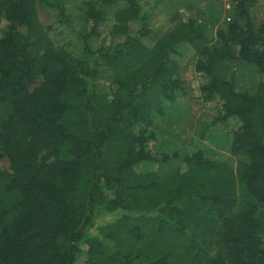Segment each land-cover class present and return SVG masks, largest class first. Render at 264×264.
Returning <instances> with one entry per match:
<instances>
[{
  "label": "trees",
  "instance_id": "16d2710c",
  "mask_svg": "<svg viewBox=\"0 0 264 264\" xmlns=\"http://www.w3.org/2000/svg\"><path fill=\"white\" fill-rule=\"evenodd\" d=\"M69 1L0 0V264H264L260 0Z\"/></svg>",
  "mask_w": 264,
  "mask_h": 264
},
{
  "label": "rangeland",
  "instance_id": "374dc122",
  "mask_svg": "<svg viewBox=\"0 0 264 264\" xmlns=\"http://www.w3.org/2000/svg\"><path fill=\"white\" fill-rule=\"evenodd\" d=\"M161 1L162 0H144V4H145L147 11L151 10V14L149 18V25L152 29L156 31L155 34H161L168 29L167 21L169 20V16H167L164 12H162V4H158V2H161ZM68 3H69V7H72L76 4V1L70 0ZM182 3H184L185 5L191 4L192 0H169V2L166 3L165 5L169 6V8H171V11L174 12V6H178V5L181 6ZM259 3L260 4L254 10V13H255L254 15L257 18V20L262 21L264 20V0H260ZM72 13H73V18H71L70 20L73 23L78 24V19L76 18L74 12ZM40 18H41V21L45 23V22L50 21L51 16L41 13ZM55 21L53 22L54 28L60 31L59 24H56ZM66 33L67 32L65 31L62 35H60V38L67 37ZM188 61H189V64L183 67L184 68L183 76L186 81V86L191 89L190 95H193V94L194 95H193V100L191 102L186 103L187 106H185V103H184V107L187 111V116L185 118V124L191 130L190 132L192 135H194L193 137L194 138L197 137L198 140H200L196 132L199 128L202 127V123L198 120V118L202 119L204 117V114L208 112L209 108H208V105L205 104L199 98L200 93L198 92V90H196L199 86L200 80H196L197 78L193 77V73L191 70L188 71L189 66L192 65L193 58H191L190 60H187V62ZM209 118L210 117H208V119ZM229 143H230V140L228 139V143H227L228 145L223 144L221 147L218 148V147H213L209 142L206 141L204 143V146L208 148L210 147L211 149H213L216 152L215 156L218 159H222L224 161H228L232 163V162H235V159H234V156L229 153V148H228ZM151 145H153V143H151Z\"/></svg>",
  "mask_w": 264,
  "mask_h": 264
},
{
  "label": "crops",
  "instance_id": "0c3cea01",
  "mask_svg": "<svg viewBox=\"0 0 264 264\" xmlns=\"http://www.w3.org/2000/svg\"><path fill=\"white\" fill-rule=\"evenodd\" d=\"M208 1H213V0H192L191 4H184L182 3L180 6V11L183 12L182 14H192L196 11V9L199 8H204V5H206V2ZM169 0H162L161 2H158V4H162V12H164L166 14V9H167V5H165L166 3H168ZM190 6L195 7V9L189 8ZM192 11V12H191Z\"/></svg>",
  "mask_w": 264,
  "mask_h": 264
},
{
  "label": "built area",
  "instance_id": "2783aa9c",
  "mask_svg": "<svg viewBox=\"0 0 264 264\" xmlns=\"http://www.w3.org/2000/svg\"><path fill=\"white\" fill-rule=\"evenodd\" d=\"M222 3L223 10L225 12V17L224 20L229 22L231 20L230 16L228 13L232 10L233 8V0H219Z\"/></svg>",
  "mask_w": 264,
  "mask_h": 264
},
{
  "label": "clouds",
  "instance_id": "9594fccd",
  "mask_svg": "<svg viewBox=\"0 0 264 264\" xmlns=\"http://www.w3.org/2000/svg\"><path fill=\"white\" fill-rule=\"evenodd\" d=\"M225 13V12H224ZM226 15V14H225ZM225 17V16H224Z\"/></svg>",
  "mask_w": 264,
  "mask_h": 264
}]
</instances>
